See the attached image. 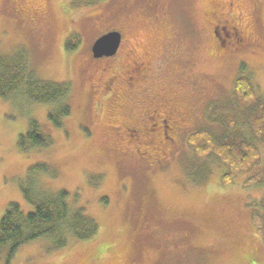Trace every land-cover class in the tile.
Instances as JSON below:
<instances>
[{"label":"rangeland","instance_id":"374dc122","mask_svg":"<svg viewBox=\"0 0 264 264\" xmlns=\"http://www.w3.org/2000/svg\"><path fill=\"white\" fill-rule=\"evenodd\" d=\"M216 24L236 26L242 48H216ZM112 30L123 33L120 80L138 55L148 64L149 94L166 95L186 113L174 147L159 138L138 149L129 140L128 117L117 108L125 93L115 100L103 85L110 72L91 61L93 41ZM0 53L25 57L36 79L70 88V113L60 127L48 106L21 94L0 96V218L11 202L31 209L22 187L32 185L66 190L98 224L90 238L69 239L65 248H52L48 238L26 243L8 263L2 248L0 264H264V243L251 222L264 182L247 183L264 168V145L256 143L257 161L228 180L225 163L188 140L200 128L228 131L230 120L224 127L216 117L230 111L235 131L253 140L231 92L244 67L264 98V0H0ZM31 120L50 144L22 150L18 138Z\"/></svg>","mask_w":264,"mask_h":264},{"label":"trees","instance_id":"16d2710c","mask_svg":"<svg viewBox=\"0 0 264 264\" xmlns=\"http://www.w3.org/2000/svg\"><path fill=\"white\" fill-rule=\"evenodd\" d=\"M70 36L66 40L68 50L77 46L73 42L76 36ZM244 71V67L240 68L231 94L234 101L244 107L245 113L241 110V116L246 126L250 127L253 140L242 137L238 133L240 131H235L236 123L234 116L231 115L233 111L227 113L223 119L216 117V120L224 127L225 121L230 120L229 132L224 128L225 131L216 134L207 128H200L188 136L196 152L214 155L225 163L228 171L224 173L223 178L228 180L257 161L259 150L256 143L264 145V98L257 93L253 81ZM69 90V85L66 83L36 79L25 57L9 58L0 53V96L10 98L21 94L28 101L48 106L47 116L55 127H60L62 119L70 113L67 103ZM209 104L210 109L213 102ZM238 110L237 113L240 112L239 108ZM232 127L233 129L230 130ZM230 133L234 138L229 139ZM49 144V137L39 129L35 120L28 123L25 132L18 138V145L22 150ZM32 169L29 168L28 171ZM251 182L255 184L264 182V168L247 179V183ZM22 194L31 205V209L24 211L19 204L11 202L0 218V250L7 248V263L26 243L48 238L52 241V248L60 249L68 246L69 239L73 242L88 239L98 229L95 219L88 216L83 207H75L69 201L66 190L38 191L34 190L32 185H26L22 187ZM251 205H254L251 212L252 225L264 243V195Z\"/></svg>","mask_w":264,"mask_h":264},{"label":"flooded vegetation","instance_id":"af4514ba","mask_svg":"<svg viewBox=\"0 0 264 264\" xmlns=\"http://www.w3.org/2000/svg\"><path fill=\"white\" fill-rule=\"evenodd\" d=\"M225 27H218L216 24L211 28V35L214 39L215 47L221 46L223 50H226L227 46H230L232 47L231 52L240 50L242 48L243 37L238 28L236 26L228 27V29ZM120 33L121 40L117 51L111 56H102L100 58L92 57V64L96 70L100 68L99 71L110 72L109 78L103 81V85L107 90L111 91L115 100L118 97L119 99L123 97L122 93H125L126 101L118 100L120 103H118L117 108L121 114L127 115L128 117L126 119V125L124 124L123 128L126 129L129 140L132 142L137 140L138 149L139 144L148 141L146 144L151 146L157 140H160L159 138H163L164 140L161 146L167 141L166 145L168 144L170 147H174L175 138L172 135H178L179 131L184 129V122L186 121L184 114L186 113L181 111L177 105L169 102L166 95H159L157 93L153 97L149 94L148 82L144 84L148 80V77H146V68L148 67L146 59L144 60L138 55L132 56L129 64L130 70L127 71V75H124L123 82L120 80L117 67L119 51L121 50L123 42V33L122 31ZM107 67L111 69H107ZM136 97L139 98L138 102H135ZM128 100H130L129 105ZM137 106H139V109ZM139 139L142 140L139 141Z\"/></svg>","mask_w":264,"mask_h":264},{"label":"water","instance_id":"95a60500","mask_svg":"<svg viewBox=\"0 0 264 264\" xmlns=\"http://www.w3.org/2000/svg\"><path fill=\"white\" fill-rule=\"evenodd\" d=\"M120 40L121 34L117 30L100 35L94 40L91 46L93 57L98 58L113 55L119 46Z\"/></svg>","mask_w":264,"mask_h":264}]
</instances>
